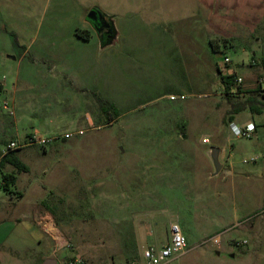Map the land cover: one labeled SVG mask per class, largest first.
<instances>
[{
  "label": "rangeland",
  "instance_id": "1",
  "mask_svg": "<svg viewBox=\"0 0 264 264\" xmlns=\"http://www.w3.org/2000/svg\"><path fill=\"white\" fill-rule=\"evenodd\" d=\"M93 1L118 14L111 17L115 24L128 20L121 0ZM201 1L133 0L129 13H148L149 22H160L161 9L176 12L171 20L181 22L169 27L168 47L153 46L140 57L136 52L129 62L121 61L115 79L108 73L96 93L83 94L72 89L61 67L41 61L34 66L45 32L16 24L31 19L72 26L81 0H0V84L6 90L0 88V123L9 125L0 132V149L10 142L20 145L8 154L28 169L18 172L0 163V202L17 199L4 178L8 174L23 186L25 202H61L75 227V245L64 241V246L88 264H146L145 246L170 239L172 224H178L187 246L163 264H222L215 251L225 257L224 250L255 246L251 226L264 217V109L232 113L231 106L253 90L257 69L251 63L264 67V0ZM130 18L140 23L137 16ZM144 34L154 38L156 31ZM33 71H47L50 79L36 80L28 75ZM231 73L243 82L240 94L227 97L219 75ZM16 78L17 106L9 115L3 104L12 105ZM43 83L51 85L44 90ZM248 123L256 125L249 137L231 130ZM33 136L50 142L26 145ZM212 150H222L224 157L217 174ZM227 168L232 175H225ZM167 174L177 177L173 186L166 184ZM109 195L116 197L115 212ZM146 216L157 226L141 237L139 224ZM15 262L8 255L2 264Z\"/></svg>",
  "mask_w": 264,
  "mask_h": 264
},
{
  "label": "crops",
  "instance_id": "2",
  "mask_svg": "<svg viewBox=\"0 0 264 264\" xmlns=\"http://www.w3.org/2000/svg\"><path fill=\"white\" fill-rule=\"evenodd\" d=\"M81 2L78 11L71 14L70 18L76 20H74L75 23L72 26H61L55 23L54 20H52L54 23L42 22L41 24L36 23V21L33 22L31 19L16 21V24L27 26L31 31H34L33 29L38 31L40 28V30L45 32V35L38 42L39 46L37 48L41 56L38 59H33L34 66L37 64V61H41L47 64V66L48 64H53L61 67L66 79H69L72 89L83 94L96 93L102 87L101 80L104 76H108V73H110L109 76L115 79L116 73L121 72V61L129 62V60L133 59L136 52L138 57H140L139 54L152 50L150 48L153 46L159 47L160 50L168 47L167 41L170 40L169 27L181 22V19L171 20L170 16L174 17L175 11H165L163 9L156 11V13L159 12V16L161 17L159 23L149 22L150 14L148 13L143 15H138L137 12L129 13L133 0H121L120 3L126 10L123 13H126L125 17H128V20H125V23H120V25L115 24V21L111 20L114 33L109 43L104 45L95 30L86 21V15L92 9L110 17V19L118 14L109 10L107 11L98 2H94L93 0H81ZM197 8L196 10L191 9L190 13L195 14ZM164 14H166L165 20L163 18ZM133 15L139 18L140 23L134 24L130 21V17H133ZM2 22L5 25L12 26L11 23ZM148 29L156 31L154 38L149 35L144 36L145 31ZM76 30L88 31L90 33L89 40L84 41L76 37ZM94 35L97 36L96 39ZM35 42L34 37L31 38V43L34 44ZM27 50H24L22 53H26ZM161 54L163 55L164 53ZM258 64L255 61L251 63V68L257 69L254 70L255 72H252V77L258 74L260 68L263 67L261 64ZM48 73L47 71H33L28 75L30 77L33 76L36 80L45 81L50 79V73ZM17 83L18 80L16 78L12 83V105L10 106L8 101H4V104L10 107L12 113V106H17L15 103ZM50 85L51 83H43V89H48ZM0 88L4 91L5 86L0 84ZM43 103L48 105L47 102ZM114 104L117 105V102H114ZM19 122L20 118L16 122H12V124L14 126ZM88 122L92 123L90 118ZM234 125L236 126V124ZM253 126L255 133L256 125L253 124ZM6 128H9V125L0 123L1 133ZM2 149H0V152ZM217 154V159L221 163V159L224 158L222 150ZM232 174V168L225 170L226 176ZM164 176L161 180L159 179L161 184H164ZM166 177V184L171 183V186H173L175 180L177 181V177L175 178L174 174H167ZM12 186L15 188L17 199L15 201L0 202V264L8 258V255L10 259L18 263L26 261L28 264H42L45 260H54L56 264H65L64 260L66 256H69V259L76 257L77 251L75 249L70 252L64 246L67 241L72 244L75 243V227H71L72 221L66 218V206H63L61 202H25V194L20 190V187L23 186H19L16 176H14ZM33 191L39 192L40 189L35 186ZM108 198L109 207L115 212L116 197L109 195ZM147 218L148 216L145 217V221L139 224L141 237L152 233L157 226L152 221H147ZM253 222L255 223L252 224L251 230L254 229L252 230L253 240H255L254 248L238 252L224 250L225 257H221L219 250L215 251L216 258H220L222 264H264V217L259 216ZM148 224L151 226L150 229L148 228ZM168 241L169 238L161 245H148L145 248L149 246L162 247ZM43 246L47 250L50 249L48 253L44 254L40 250Z\"/></svg>",
  "mask_w": 264,
  "mask_h": 264
},
{
  "label": "built area",
  "instance_id": "3",
  "mask_svg": "<svg viewBox=\"0 0 264 264\" xmlns=\"http://www.w3.org/2000/svg\"><path fill=\"white\" fill-rule=\"evenodd\" d=\"M229 60L227 57H224V63L228 64ZM227 76L232 77V86L230 88V94L231 95H237L238 90H240V86L243 82V79L241 77L236 76L234 73H231ZM236 88V90L234 89ZM259 89L261 91V94L264 95V67L260 68V72L255 76L254 78V87L253 90ZM3 109L7 110V113L9 115H12V111L9 107H7V104L3 105ZM232 132L236 136H242V137H249L251 134L254 133V126L253 124H247L243 129L237 128L234 124L231 126ZM28 143L26 145L30 144H37L40 146L46 145L50 142L48 139H42V138H36L31 137L28 139ZM203 142H207L206 140H203ZM20 145H17L15 142L8 143L0 152V161L1 159L10 151H14L17 148H19ZM170 239L169 241L162 247H155V246H149L146 247L142 252V257L145 260L146 264H163L169 259L173 258L174 256L182 253L184 249L187 246L186 240L181 234L180 228L178 224H172L170 225ZM212 244L215 246H219L220 240L219 237H214L211 240ZM246 244V242H236L235 247L238 248L241 245ZM66 264H88L86 261L81 259L80 257H73L69 259V261Z\"/></svg>",
  "mask_w": 264,
  "mask_h": 264
},
{
  "label": "trees",
  "instance_id": "4",
  "mask_svg": "<svg viewBox=\"0 0 264 264\" xmlns=\"http://www.w3.org/2000/svg\"><path fill=\"white\" fill-rule=\"evenodd\" d=\"M101 15L106 21H108L110 32H111V36H112L114 31H113V28H112L110 17H107V16H105L103 14H101ZM75 35H76V37H78V38H80L81 40H84V41H87L90 38V33L88 31L76 30ZM98 36H99L100 41L103 44H105L108 41L107 37H104V36H101V35H98ZM219 78H220V82H221V84L223 86L224 94L227 97L236 96V95H231L230 92H229L230 88L232 86V77L231 76L219 75ZM240 93L241 92L238 90L237 95L240 94ZM249 94L250 95L244 101H241L240 103L231 106V112L232 113H238V112H240L241 110H243V109H245L247 107L253 113H257V114L261 113L262 109L264 108V95L261 94V91L259 89L251 91ZM257 97L262 98V101H258ZM10 152H12V151H10ZM0 163H9V164H11L13 167H15V169L18 172H27L28 171L27 167L21 161H19L17 158H14L12 155L10 156L8 153L1 159ZM4 178H6L9 181V183L13 184L14 176L8 174V175H5ZM3 188H4V190H7L8 186L4 185Z\"/></svg>",
  "mask_w": 264,
  "mask_h": 264
},
{
  "label": "water",
  "instance_id": "5",
  "mask_svg": "<svg viewBox=\"0 0 264 264\" xmlns=\"http://www.w3.org/2000/svg\"><path fill=\"white\" fill-rule=\"evenodd\" d=\"M101 19H102L101 13L95 9L90 10L86 15V21L96 31L98 30V26L101 25V22H100ZM111 37H112L111 35L107 37L108 41L104 45L109 43V40H111ZM217 155H218L217 151L212 150V154L210 155V157H211L213 167L215 169L216 174L221 170V165L218 162ZM42 264H56V262L54 260H45Z\"/></svg>",
  "mask_w": 264,
  "mask_h": 264
},
{
  "label": "flooded vegetation",
  "instance_id": "6",
  "mask_svg": "<svg viewBox=\"0 0 264 264\" xmlns=\"http://www.w3.org/2000/svg\"><path fill=\"white\" fill-rule=\"evenodd\" d=\"M101 25L98 26V30L96 31L95 29V32L98 34V35H101V36H104V37H108L111 35V32H110V28H109V24H108V21H106L103 17L101 19Z\"/></svg>",
  "mask_w": 264,
  "mask_h": 264
}]
</instances>
